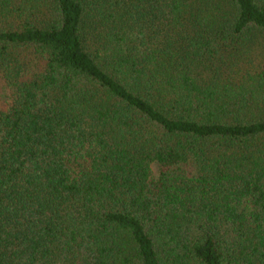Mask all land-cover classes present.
<instances>
[{
  "label": "trees",
  "instance_id": "trees-1",
  "mask_svg": "<svg viewBox=\"0 0 264 264\" xmlns=\"http://www.w3.org/2000/svg\"><path fill=\"white\" fill-rule=\"evenodd\" d=\"M0 264H264V0H0Z\"/></svg>",
  "mask_w": 264,
  "mask_h": 264
}]
</instances>
